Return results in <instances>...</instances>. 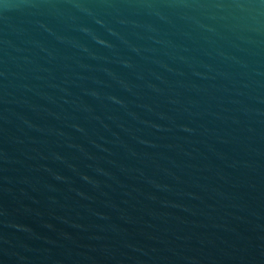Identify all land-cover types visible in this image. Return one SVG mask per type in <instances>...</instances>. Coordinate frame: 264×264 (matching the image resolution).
<instances>
[{
  "label": "water",
  "instance_id": "water-1",
  "mask_svg": "<svg viewBox=\"0 0 264 264\" xmlns=\"http://www.w3.org/2000/svg\"><path fill=\"white\" fill-rule=\"evenodd\" d=\"M0 264H264V0H0Z\"/></svg>",
  "mask_w": 264,
  "mask_h": 264
}]
</instances>
